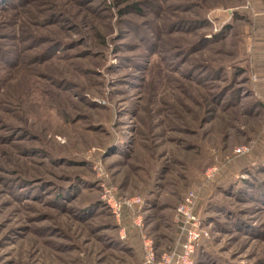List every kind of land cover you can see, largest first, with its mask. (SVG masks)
Segmentation results:
<instances>
[{
  "label": "rangeland",
  "instance_id": "obj_1",
  "mask_svg": "<svg viewBox=\"0 0 264 264\" xmlns=\"http://www.w3.org/2000/svg\"><path fill=\"white\" fill-rule=\"evenodd\" d=\"M190 192L264 264V0H0V264L159 258Z\"/></svg>",
  "mask_w": 264,
  "mask_h": 264
},
{
  "label": "built area",
  "instance_id": "obj_2",
  "mask_svg": "<svg viewBox=\"0 0 264 264\" xmlns=\"http://www.w3.org/2000/svg\"><path fill=\"white\" fill-rule=\"evenodd\" d=\"M195 192H190L185 196L183 201L178 205L174 215V221L177 225L179 238V246L173 250L163 253L157 257L151 240L144 238V260L140 264H194V254L196 248L204 237V228L201 226V221L196 213ZM140 202L138 197L132 198L127 203ZM115 205H120L115 202Z\"/></svg>",
  "mask_w": 264,
  "mask_h": 264
}]
</instances>
